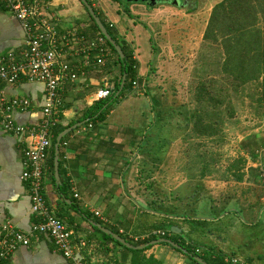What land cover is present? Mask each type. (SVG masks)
I'll list each match as a JSON object with an SVG mask.
<instances>
[{
  "label": "crops",
  "instance_id": "1",
  "mask_svg": "<svg viewBox=\"0 0 264 264\" xmlns=\"http://www.w3.org/2000/svg\"><path fill=\"white\" fill-rule=\"evenodd\" d=\"M33 1L42 16L46 15L54 22L61 53L58 63L68 64L69 71L76 74L74 78L63 76L60 82L56 124L49 129L51 145L44 160L43 194L49 209L69 223L73 235L85 240L82 253L87 261L201 264L193 261L181 248L178 250L162 241L148 244L150 246L140 252L128 250L120 241L121 244L107 238L104 234L107 232L96 224L99 223L123 234L133 244H142L145 242L140 241L152 238L147 235L154 228L164 229V234L159 237L170 235L181 239L201 256L205 255L204 259L211 264L220 260L226 264H262L264 193L254 194L247 185H242V191L236 193L235 183H229L226 188L219 187L220 182L214 177V186L204 193L198 184L189 187L188 179L197 174L187 171L184 155H172L173 140L170 134L163 133L173 111L181 113L182 120L179 119L178 125L180 130L186 131V103L174 108L167 105V100L172 99V91L181 86L179 73L183 64L195 60L201 51L209 14L218 0H181L180 4L169 0L155 3L127 0L126 4L125 0H89L100 19L115 34L114 38L123 42L136 59L137 74L133 80L138 79L136 85L132 83L131 89L112 103L102 119L95 120H86L84 112L97 97L104 95L105 89L114 86L120 72L116 54L106 37L98 32L81 0ZM173 5L181 11H174ZM190 14L198 15L195 19L197 27L191 19L182 24L181 21ZM138 15L145 21H140ZM149 16H157L155 25L159 27H155L161 30L164 38L179 37L178 43H172L171 47L165 42L161 45L151 43L144 54L139 53L135 44L140 33L135 23L149 32L148 38L152 42ZM128 30L134 32L133 38ZM98 35L103 36V43L97 41ZM192 37H196L194 43ZM92 41L97 44L94 48L89 47ZM101 46L107 49L101 51ZM25 47V29L13 11L0 2V60L10 54L19 58ZM159 67L163 72L172 68L176 74L161 77L156 74ZM44 94L41 81H31L23 76L13 83L0 81V100L1 97L4 100L29 99L25 108L14 107L9 111L13 121L24 126L22 133L4 129L0 114V245L10 229L20 230L27 236L26 241L17 243L1 260L3 264H73L49 235L32 229L40 216L31 208L29 179L22 176L27 167L25 151L32 139L28 132L40 126ZM157 114L161 116L157 117ZM73 124L75 126L59 142L60 180L56 181L55 138ZM151 126L159 128L154 130ZM56 128L60 130L55 135ZM253 133L255 139L262 138L264 123L258 130H249L239 137L238 142ZM245 145L252 147L249 141ZM240 147L238 143L241 152ZM203 175L199 173V177ZM255 179L260 182V176ZM62 182L66 186V195L58 189ZM71 196L76 204H71ZM192 200L195 208L190 207ZM203 203L205 207H202Z\"/></svg>",
  "mask_w": 264,
  "mask_h": 264
},
{
  "label": "trees",
  "instance_id": "2",
  "mask_svg": "<svg viewBox=\"0 0 264 264\" xmlns=\"http://www.w3.org/2000/svg\"><path fill=\"white\" fill-rule=\"evenodd\" d=\"M91 19L98 32L101 33L93 18ZM101 20L112 36L115 37L107 23L102 18ZM106 41L116 54L120 69L119 76L114 86L108 88L105 95L97 97L86 108L84 112L86 120L102 119L112 103L127 90L131 89L132 80L135 79L137 74L136 59L131 51L126 48L125 44L117 40L124 51V56L120 57L107 39ZM203 42L209 48V51L205 50L204 53ZM198 57L202 59L203 63L201 62V67H199L202 76L200 77L199 74L200 80L198 79L197 95L195 96L196 105L195 109L185 112L186 115L184 117V120L193 119L191 126H193L194 133L208 136L218 133L220 136L223 124L233 118L232 115L236 105L235 97L241 92L240 95L242 97L254 96L252 104L264 111V0H218L215 2L205 26L202 47ZM123 73L126 75L125 84L119 94L115 96V91L119 87ZM59 130L60 128L54 129V134L56 135ZM255 138L256 134L253 133L247 139L242 138L240 140V146L252 155L256 154L255 149L258 150L264 147V134L262 138ZM246 141H249L252 147L246 146ZM58 189L63 195L67 194L66 186L63 182L58 184ZM70 198L72 199L71 204L75 203L74 198L72 196ZM83 212L86 213L85 211ZM66 223L71 228L67 221ZM156 229L161 228H154V230ZM104 234L107 238L120 243L110 234ZM159 236L162 235H151L150 237L152 238L140 242H146ZM165 237L179 242L186 248L185 253L193 261L197 262L193 255H201V253L195 250L194 247L173 236L167 235ZM71 238L76 240L80 237L73 235L72 231ZM162 243L170 245V243L165 241H162ZM148 246L150 245L143 248L124 247L128 250L140 252ZM176 249L181 250L180 248ZM202 257L206 258L205 255H202ZM142 261L144 262V260ZM214 264L226 263L220 260L214 262Z\"/></svg>",
  "mask_w": 264,
  "mask_h": 264
},
{
  "label": "built area",
  "instance_id": "3",
  "mask_svg": "<svg viewBox=\"0 0 264 264\" xmlns=\"http://www.w3.org/2000/svg\"><path fill=\"white\" fill-rule=\"evenodd\" d=\"M0 2L13 11L26 31V47L21 51L20 57L16 59L10 54L0 60V81L13 83L23 76L31 81L43 82L45 89L43 116L40 126L28 132L32 139L25 151L27 167L22 172V176L29 179L31 208L40 216V219L32 225V229L49 235L62 253L72 260L73 264H105L102 261L94 263L87 261L82 253L84 239L72 240L71 228L62 217L57 216L49 209L43 194L44 160L51 145L49 129L56 122V111L60 101V82L63 76L74 78L76 74L69 71L68 64L58 63L61 53L57 46V31L54 28V22L46 15L42 16V11L33 0H0ZM38 26L39 28L36 29ZM95 41L89 43L90 48L97 45ZM97 41L103 43V36L98 35ZM105 48L106 46H101L100 50L104 51ZM132 83L136 85L137 80H133ZM107 90L105 89L104 95ZM28 103L29 99L25 97H13L8 100L1 97L2 127L22 133L24 126L14 122L9 111L14 107L25 108ZM157 234L162 235L164 231L156 229L147 236ZM6 235L7 237H4L0 245V264H3L1 260L10 254L17 243L27 240V236L16 229H10Z\"/></svg>",
  "mask_w": 264,
  "mask_h": 264
},
{
  "label": "rangeland",
  "instance_id": "4",
  "mask_svg": "<svg viewBox=\"0 0 264 264\" xmlns=\"http://www.w3.org/2000/svg\"><path fill=\"white\" fill-rule=\"evenodd\" d=\"M126 2L127 0H125L124 3L126 4ZM192 5L193 3L190 4V7ZM171 8L174 9V11H181L180 7L175 5H173ZM153 15H156V13L153 12ZM197 16L198 15L192 14L187 15L185 20L181 22L182 24H186L191 19L193 20L192 23L194 26L197 27L198 24L195 23ZM156 17L157 16H149L148 18L150 20V22H148L149 26L151 25L153 28L152 42L148 38L149 32L146 31L142 26L135 23L137 32L140 33L139 37H137L138 43L135 44V46L137 51H139L141 54H144V50L150 47L151 43L161 45V42H165L166 45L170 47L172 46V43H178L177 39L179 37L164 38V36H162L161 30L155 27H159V25H155L157 23ZM138 19L140 21H145V18L143 19L141 15L138 17ZM152 24H154V26ZM183 28L185 27L183 26ZM182 30L184 31L185 29ZM127 32L131 38L134 37L135 34L133 31L128 30ZM194 39H196V37H192L193 43ZM205 50L209 51V48L206 47L205 43L203 42V53ZM194 59L195 60H190L189 62H185L186 64H183L184 66L181 68V72L179 73L180 79L182 81L181 86L180 88L175 86V91H172L174 97L172 96V99L168 98L167 105L178 108L180 104L183 105L186 103V109L188 111L195 109L197 84L200 80L199 67H201L203 62L202 59L198 57V55ZM172 70V68H166L163 72L162 68L160 69L159 67V70L156 71V74H159L161 77L168 73L176 74L175 72H172ZM201 76L202 74H200V77ZM251 93L253 92L251 91ZM240 94L238 93L235 97L236 105L234 114L232 115L233 118H230V120H227L223 124L222 133L220 136L218 133L212 134V136L194 133L193 126H191L193 119H186V131L183 129L180 130L178 122L179 119L182 120V118L180 117L181 113H178L179 111H173L170 117L167 116L170 119L168 120L170 122L168 127L163 128V133L167 135L170 134L173 140L172 142L174 145L172 146V155H184L186 157L187 171L197 174L195 178H192L191 180L188 179L187 184L190 185L189 187H193L198 184L199 187L201 186L199 190L204 193L206 190L214 186V182L212 181V177H214L218 183L220 182L219 187L226 188L228 185H230L229 183H235L234 190L236 193L237 191H242V185L251 187L250 191L254 194L264 193V148H259L255 155L250 154L249 151L244 150L241 147L240 148L243 151H238V143L240 145V141L238 142L239 137H242V135L247 133L249 130L256 131L263 125L264 111H261L258 107L252 104L254 96L251 97L249 95V97H242ZM159 116H161V114H157V117ZM152 128L157 130L159 126H151V129ZM201 172L204 174L203 177H199V173ZM257 174L260 176V182L254 181L256 180L255 178L259 177ZM244 179L245 182H243ZM179 200L180 199H178V201ZM192 204L193 206L190 207L195 208L196 204L194 200L191 201V205ZM202 207H205L204 203L202 204ZM261 222H264V214L261 218ZM252 235L253 234L251 233V236ZM261 235L264 236V230L261 231ZM263 262L264 260L262 261V264Z\"/></svg>",
  "mask_w": 264,
  "mask_h": 264
},
{
  "label": "water",
  "instance_id": "5",
  "mask_svg": "<svg viewBox=\"0 0 264 264\" xmlns=\"http://www.w3.org/2000/svg\"><path fill=\"white\" fill-rule=\"evenodd\" d=\"M85 7L87 8L88 12L90 13V15L92 16V18L94 19L95 23L97 24L100 32L106 37V39L112 44V46L115 48V50L117 51V53L119 54L120 57L124 56V51L122 50L121 45L116 41V39L112 36V34H110V32L108 31V29L106 28L105 24L102 22V20L100 19L99 15L97 14L94 6L89 2V0H81ZM149 3H155L158 0H146ZM172 2L175 3H182L181 0H170ZM125 73L122 74L121 80H120V84L118 89L115 91V96L117 94H119L120 90L122 89V87L124 86L125 83ZM75 125H70L67 128L61 130L56 138H55V142H54V158H53V163H54V177L56 179V181H59V167H58V149H59V142L61 137L68 131L70 130L72 127H74ZM103 231L109 233L110 235H112V237H114L116 240L120 241L121 243H123L126 246L129 247H135V248H141L143 246H146L148 244H152L155 242H160V241H165L168 242L170 244H172L175 247L181 248L182 250L186 251V248L183 247L180 243L174 241L171 238H167V237H157V238H153L150 241H147L145 243L142 244H133L131 242H129L125 237H123L122 235H120L119 233L113 231L112 229H109L99 223H96ZM193 257L200 262L201 264H211L209 263L207 260H205L201 255H193Z\"/></svg>",
  "mask_w": 264,
  "mask_h": 264
}]
</instances>
